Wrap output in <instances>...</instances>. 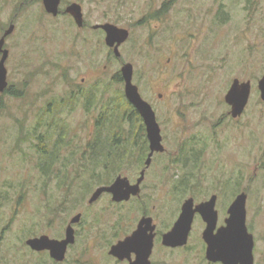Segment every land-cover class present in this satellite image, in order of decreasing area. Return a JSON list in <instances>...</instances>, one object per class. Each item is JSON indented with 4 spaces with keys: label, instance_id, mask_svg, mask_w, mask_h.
Returning <instances> with one entry per match:
<instances>
[{
    "label": "rangeland",
    "instance_id": "rangeland-1",
    "mask_svg": "<svg viewBox=\"0 0 264 264\" xmlns=\"http://www.w3.org/2000/svg\"><path fill=\"white\" fill-rule=\"evenodd\" d=\"M73 2L83 6L84 28L64 13ZM61 10L0 0L2 21L15 24L9 91L0 94V264H127L109 250L143 216L157 226L152 264H212L199 215L187 245L164 246L162 234L190 197L198 204L217 194L223 224L242 191L264 264V0H62ZM105 22L130 30L120 58L92 28ZM126 62L156 112L165 153L153 157L138 196L90 203L98 187L119 175L134 182L144 166L117 157L144 144L143 120L127 111L118 79ZM235 78L252 82L239 117L225 101ZM78 213L63 262L27 245L43 234L64 238Z\"/></svg>",
    "mask_w": 264,
    "mask_h": 264
},
{
    "label": "water",
    "instance_id": "water-1",
    "mask_svg": "<svg viewBox=\"0 0 264 264\" xmlns=\"http://www.w3.org/2000/svg\"><path fill=\"white\" fill-rule=\"evenodd\" d=\"M43 4L49 14L58 16L61 13L62 0H43ZM64 12L74 18L78 27L82 28L84 26V11L80 3L73 2L69 4ZM14 29L15 24H11L5 36L0 40V51L6 36L12 34ZM93 29L103 30L106 34V45L113 49L116 57H121L120 47L129 39V29L119 27L111 22L97 23L93 25ZM8 55L9 51L4 50L0 62V91H3L8 85L5 64ZM121 74L125 83V96L142 116L147 128L151 147L150 155L146 161V166L149 167L152 163L153 154L165 151L161 126L157 121L154 108L142 97L139 87L134 83V65L130 62L124 63L121 68ZM258 87L261 99L264 101V74L258 82ZM251 91L252 82L250 80L241 81L239 78L233 80L225 95V101L231 106L233 117L242 115L249 103ZM145 172V169L142 170L140 178L134 184L130 182L128 177L119 175L111 185L98 187L92 194L89 202L94 203L104 193H111L112 199L115 202L128 201L133 196H138L141 192ZM246 200L247 195L245 193L238 195L229 209V216L226 218L225 224L218 228L219 217L216 210V195H213L208 201L197 205H195L194 198L186 199L182 204L181 213L174 226L162 235V244L171 248L187 245L193 229L195 216L199 213L206 222L203 239L207 244L206 258L210 262L253 264L255 241L246 223ZM81 218L82 213H78L72 217L70 223L67 225L65 237L62 239L52 238L47 234H43L28 238L26 243L34 251H48L53 260L63 262L66 259L69 247L76 242L74 225L79 223ZM156 229L157 226L153 218L151 216H143L132 234L111 246L109 254L120 261H128L127 264H152L151 257L157 235Z\"/></svg>",
    "mask_w": 264,
    "mask_h": 264
},
{
    "label": "flooded vegetation",
    "instance_id": "flooded-vegetation-1",
    "mask_svg": "<svg viewBox=\"0 0 264 264\" xmlns=\"http://www.w3.org/2000/svg\"><path fill=\"white\" fill-rule=\"evenodd\" d=\"M67 7V6H66ZM62 11V10H61ZM65 13V12H64ZM61 14V13H60ZM66 14H68V13H66ZM70 15V14H69ZM71 16V15H70ZM1 17V16H0ZM74 19V18H73ZM84 19H85V15H84ZM11 24H14V23H8V22H3L2 21V17H1V22H0V40L5 36V33H6V31L10 28V26H11ZM77 25V24H76ZM86 26V21H85V24H84V26L82 27V28H84ZM80 28V27H79ZM92 28H93V26H92ZM81 29V28H80ZM96 30V29H95ZM98 30H101V29H98ZM103 31V30H102ZM130 31V30H129ZM10 35L11 34H9V35H7L6 36V38H5V40H4V44H3V46H2V49H1V51H0V62H1V60H2V57H3V54H4V50H8L9 51V55H8V58H7V60H6V63H7V61H8V59H9V56H10V49H9V47H8V40H9V37H10ZM118 58V57H117ZM120 58V57H119ZM5 63V64H6ZM6 69H7V81H8V68H7V66H6ZM9 81H8V85H7V87L3 90V91H0V94H2V93H4V92H6V91H9ZM247 107V106H246ZM246 110V109H245ZM244 110V111H245ZM244 114V112L242 113V115ZM242 115H240V116H242ZM136 117H138L140 120L142 119L143 120V123H142V125H143V133H144V140H143V142H144V144H142L141 146H138V145H136V144H134V145H132V147L131 148H126V149H122L121 148V150L119 151V153L117 154V157L121 160V164H124V163H126V165H128L129 166V164L130 165H132V166H134L135 164H144V166H143V168L141 169V172H140V174H139V176L136 178V180L134 181V182H132L131 181V179L128 177V176H123V177H128V179L130 180V182L132 183V184H134V183H136L137 181H138V179L140 178V176H141V173H142V170H146V172H147V169H149L150 168V166L149 167H147L146 166V161H147V159H148V157H149V155H150V152H151V147H150V140H149V138H148V134H147V128H146V125H145V122H144V119L142 118V116L140 115V116H136ZM132 132V136H135L134 135V132H136L135 130H133V131H131ZM131 146V145H130ZM165 153V151L164 152H155L154 154H153V157L155 156V155H157V154H164ZM153 157H152V161H153ZM152 164V163H151ZM248 170V169H247ZM146 172H145V175H146ZM122 176V175H121ZM144 180H145V178H144ZM144 182V181H143ZM242 193H245L246 195H247V199H248V194L246 193V192H244V191H242V192H240L239 194H237V196L236 197H234V194L232 195V197L233 198H231V200H232V202H231V204L229 205V208H228V210H227V213H228V216H229V209H230V207H231V205L234 203V201H235V199L238 197V195H240V194H242ZM104 194H109V195H112L111 193H104ZM103 194V195H104ZM262 194H264V193H262ZM213 195H216L217 196V201H218V195L217 194H213ZM212 195V196H213ZM211 196V197H212ZM191 198V197H190ZM211 199V198H210ZM209 200V199H208ZM207 199L206 200H204L203 202H205V201H208ZM194 201H195V199H194ZM200 203H202V202H200ZM199 204V203H198ZM195 205H197V203L195 202ZM246 205H247V200H246ZM216 206H217V202H216ZM216 210H217V208H216ZM218 211V210H217ZM197 215H199L201 218H202V216L198 213V214H196V216ZM195 216V217H196ZM227 216V217H228ZM218 217H219V212H218ZM226 217V218H227ZM226 218L224 219V223L223 224H220L219 225V220H218V228L219 227H221V226H223L224 224H225V220H226ZM203 219V218H202ZM204 221V220H203ZM205 222V221H204ZM246 223H247V227H248V230H249V232L250 233H252L253 234V236H254V241H255V245H254V249H253V253H254V263L253 264H258V261H257V256H258V251H259V249H258V241L256 240V237H255V226H256V221H254V223L255 224H253V222H252V220H248L247 221V219H246ZM205 224H206V222H205ZM157 232V231H156ZM158 234V233H157ZM163 235V234H162ZM156 237H157V235H156ZM260 259V258H259ZM208 260V259H207ZM209 261V260H208ZM209 263H212V264H223V263H221V262H210L209 261Z\"/></svg>",
    "mask_w": 264,
    "mask_h": 264
},
{
    "label": "trees",
    "instance_id": "trees-1",
    "mask_svg": "<svg viewBox=\"0 0 264 264\" xmlns=\"http://www.w3.org/2000/svg\"><path fill=\"white\" fill-rule=\"evenodd\" d=\"M118 77H119L118 79H120L121 81L123 80L121 74H119ZM128 104H129V108L127 109V111H129L130 115L140 116L139 112L135 109V107L130 102H128Z\"/></svg>",
    "mask_w": 264,
    "mask_h": 264
}]
</instances>
